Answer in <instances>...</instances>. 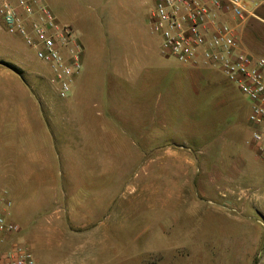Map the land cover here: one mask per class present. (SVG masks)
Returning <instances> with one entry per match:
<instances>
[{"label": "rangeland", "instance_id": "374dc122", "mask_svg": "<svg viewBox=\"0 0 264 264\" xmlns=\"http://www.w3.org/2000/svg\"><path fill=\"white\" fill-rule=\"evenodd\" d=\"M46 1L59 23L74 28L83 71L71 95L59 97L47 68L0 22V151L50 145L43 116L61 155L73 139L95 147L102 122L93 115L101 113L109 128L140 130L128 138L140 151L110 147L108 163L88 162L89 180H67L69 169L61 168L62 180H13L12 194L0 168V212L20 228L13 241L35 254L119 240L124 264H264V160L252 151L248 99L218 69L224 89L210 104L194 95L193 74L171 72L165 93L164 75L151 66L158 54L177 72L180 64L160 53L151 29L155 0ZM97 194L109 200H94ZM119 204L122 215H113ZM86 205L89 223L81 216ZM105 219L125 230L107 232Z\"/></svg>", "mask_w": 264, "mask_h": 264}, {"label": "built area", "instance_id": "2783aa9c", "mask_svg": "<svg viewBox=\"0 0 264 264\" xmlns=\"http://www.w3.org/2000/svg\"><path fill=\"white\" fill-rule=\"evenodd\" d=\"M262 2L155 0L151 16L163 57L183 66L218 69L248 99L250 143L260 158H264V57L244 52L238 24L224 18L243 22ZM0 22L47 68L59 97L68 98L83 71V48L74 28L59 23L46 0H0ZM19 232V225L0 212V264H40L30 245L13 241Z\"/></svg>", "mask_w": 264, "mask_h": 264}, {"label": "crops", "instance_id": "0c3cea01", "mask_svg": "<svg viewBox=\"0 0 264 264\" xmlns=\"http://www.w3.org/2000/svg\"><path fill=\"white\" fill-rule=\"evenodd\" d=\"M252 10L254 16H248L243 22L237 23V21L231 17L224 18V20L233 24H238L239 42L242 50L257 59L264 57V2L256 7H252ZM154 62L155 64L151 67L154 66L153 68H156V71L163 74L165 77V93L167 91V76L171 72L185 74L186 76L187 74L195 75L200 93L194 92V95L200 100L202 99L204 101L205 99L207 104H210L209 97H215L217 94L219 95L221 89H224V87L221 88L220 82L216 79V70L211 67L203 65L199 67H190L180 64V71L177 72L167 63L166 59H163L159 54ZM186 85L188 87L189 84L185 83V86ZM93 117H100L102 122L99 141L97 145H95L96 150H94L95 147L86 139H84L83 142L73 139L69 140V144L71 145L69 149L61 155L58 149V146L61 145V141H59L57 138L58 136L54 134V130L46 125V118L43 116V139L47 144L49 141L50 145L44 143V145L37 148H26L23 145L21 150L12 145L10 147L6 146L4 151H0V168L5 169V180L11 181L9 189L14 183L13 180H62L61 168L69 169L71 175L68 176L67 180H74L73 178L77 174H79L77 180H83V178L89 180L87 179L88 177L85 171V169L88 168V162L96 160L100 164L105 162L108 163L110 147L112 149L115 147V151L121 153L134 152L135 150L140 151L134 140H128V138L139 135L140 130L133 129L130 132L119 125H117L116 128H109V121L111 119L105 113H101L99 116L93 115ZM122 119L137 121L140 120V116L133 114L128 118L123 114H117L116 120ZM153 119L154 121L156 120V118H152V120ZM110 137H115L119 140L113 141L110 140ZM234 137L236 138V136ZM110 142L113 145H110ZM252 151L257 154L254 148H252ZM235 152H241V150ZM261 159L264 160V158ZM73 169L79 170L75 172ZM64 180L66 179L64 178ZM10 191V194H12V189H10ZM94 200L107 201L109 199L107 194H97ZM3 201L4 197L0 196V210L5 208ZM38 205H40L39 202L36 207H38ZM122 207V204L117 205L115 212L112 214H117L118 216L121 213L119 209ZM84 208L85 211L81 216L85 218L86 223H89L88 218L93 217V211L91 212L88 205L84 206ZM30 210L32 211L31 206ZM112 214L110 216H112ZM106 217L108 218V216ZM116 222L117 220L109 223L108 219H105L101 221L100 226L109 223L108 226H110V228L107 232H123L125 227L120 226L119 223ZM62 245L63 246L58 248L59 250H55L56 248L54 247L48 248L47 246L38 248L36 249L35 256L40 264H124V260L120 259L121 243L119 240H82Z\"/></svg>", "mask_w": 264, "mask_h": 264}]
</instances>
